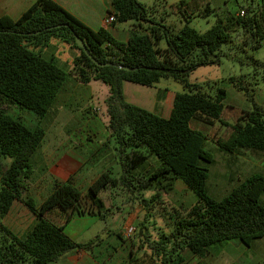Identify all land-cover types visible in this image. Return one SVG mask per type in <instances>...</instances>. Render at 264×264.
Masks as SVG:
<instances>
[{"label":"trees","instance_id":"trees-1","mask_svg":"<svg viewBox=\"0 0 264 264\" xmlns=\"http://www.w3.org/2000/svg\"><path fill=\"white\" fill-rule=\"evenodd\" d=\"M109 1L112 10L107 16L114 15L112 26L134 22L125 41H118L107 29L89 28L53 0H36L16 20L0 16V264H55L68 253L92 251L99 238L77 243L64 231L73 217L102 218L103 195L112 189L123 187L141 192L159 188L167 193L177 179L197 199L188 208L173 209L169 235L162 234L153 248L155 264H190L181 257L184 250L204 258L214 244L236 239L250 247L255 239L264 238V206L259 201L264 192V176L252 175L229 195L215 200L206 190L208 170L199 165V160L207 164L213 160L204 151L206 141L227 153L238 148L264 151V106L254 104L250 111L240 110L227 105L223 88L210 95L189 81L197 68L217 65L226 57L222 48L239 33L249 34V41H243V45L249 44L254 50L261 47L264 0H258L256 7H245L244 16H239V12L217 15L215 24L204 32L190 27V21L177 32L151 22L137 0ZM204 11L200 17L213 14L207 6ZM142 22L150 26L141 32L136 27L141 28ZM75 38L84 43L86 52L76 45ZM53 40L79 51L72 60L71 72L43 56ZM159 42L163 48L157 45ZM89 55L103 66L93 63ZM257 65L264 69L263 63ZM70 74L80 84L95 81L108 87L106 128L117 146L114 150L121 173L115 177L109 170L101 172L85 193L70 175L56 181L53 190L37 206L29 194L31 162L45 132L38 125L28 128L10 116L6 106L27 109L41 120ZM161 79L175 80L183 87L173 98L168 118L125 100L124 82L152 87ZM228 81L237 90H248L239 79ZM193 121L212 128L204 135L192 129ZM150 157L156 158L153 170L139 174ZM4 159L11 161L7 168ZM158 195L155 193L151 200ZM16 201L35 219L30 230L21 235L2 223ZM144 237L143 233L140 238Z\"/></svg>","mask_w":264,"mask_h":264},{"label":"rangeland","instance_id":"rangeland-1","mask_svg":"<svg viewBox=\"0 0 264 264\" xmlns=\"http://www.w3.org/2000/svg\"><path fill=\"white\" fill-rule=\"evenodd\" d=\"M137 1L145 7L148 15L146 17L149 21L161 23L173 32H177L183 24H186V21H190V27L199 32H204L215 24L218 18L217 15L237 14L250 5L256 7L258 2V0ZM206 6L213 11V14H210L211 16L208 18L200 17L199 14L205 12ZM141 24V28L136 27L141 32L147 30L150 26L146 22ZM248 36V33L243 35L239 33L231 44H227L222 48L226 57H222L217 65L197 68L190 75L189 81L192 84H198L202 91L210 95L216 93L218 88H223L227 93L225 100L227 105L250 111L254 104L264 106V69L257 65L258 63L264 64V41L259 49L254 50L249 44L243 45V41H249ZM157 45L164 47L162 42ZM78 55L79 51L74 47L55 40L51 41L43 52L45 59H50V56H53L56 63H58L56 65L66 72H71L72 60ZM69 77L71 80L63 85L46 117L41 120L27 109H22L16 105L6 106L7 113L13 118L20 120L30 129L38 125L45 132L43 145L37 149L31 162L33 174L30 184L33 186L32 192L37 202L50 190L53 181L64 179L67 170L74 168L71 163H69L68 168L65 167L69 159L76 160L78 156L87 158L86 164L82 166L81 177L79 178L82 181L81 188L83 190L87 189L85 178L87 180L95 179L104 167H107L106 169L111 172L112 176L118 177L121 173L114 150L117 146L106 128L108 116L105 100L108 97V87L95 81L83 85L74 78V75L70 74ZM230 78L243 81L246 85L245 88L248 90L236 89L237 91H233L234 84L228 81ZM122 87L123 96H125L128 103L159 116L161 114L157 112L156 106L158 105L160 92L167 95L183 91L182 85L172 79H161L152 87L129 82H124ZM233 98L234 101H232ZM192 127L198 129L204 135L208 134L212 128L199 121H194ZM98 147L103 148L94 154V150ZM203 148L204 151L211 154L213 160L209 164L199 160V165L208 170L206 190L208 195L215 200H220L229 195L246 177L255 174L264 176L261 167H247L245 165L242 168L244 162L241 159L234 163L235 168H242L240 173L237 174L238 169L233 170L231 167L233 165L229 161L231 158L230 153L210 141L204 142ZM155 159L150 157L139 174L146 175V171H152L156 165ZM59 160H61L60 163ZM95 161H97V164L93 165ZM5 162L10 161L6 159ZM172 187L173 190L168 194H165L159 188L141 192L137 190L128 191L123 187L116 190L112 189L113 191L103 195V220L92 217L79 218L67 226V231L71 232L73 228L83 230L81 235L77 237V242H86L97 238L102 239V241H109L113 238L116 241L112 237L114 236L112 233L115 234V230L123 231L128 221H130V224L135 228L132 236L135 237V248L140 250L141 255L144 253L153 255L152 252L156 242L158 243L162 234L169 235L171 231L169 223L172 221L175 212L173 209H178L179 206L188 208L197 199L195 193L183 184L173 182ZM155 193H159L158 198L151 200ZM143 200L146 202L144 203ZM259 201L264 206V192L260 195ZM138 208L141 209L138 210ZM140 213L141 215H139ZM141 223L145 226L146 236L139 241V237L136 236L139 229L142 228ZM110 234L111 236H109ZM232 242L241 245V254H244L249 260L251 259V264L264 262V238L255 239L250 247H245L238 240ZM233 253L234 251L231 250L224 255L214 254L213 258L218 264H240L241 258L236 262L238 254H236L237 252ZM188 254H190L189 251L183 253L181 255L182 259L187 260Z\"/></svg>","mask_w":264,"mask_h":264},{"label":"crops","instance_id":"crops-1","mask_svg":"<svg viewBox=\"0 0 264 264\" xmlns=\"http://www.w3.org/2000/svg\"><path fill=\"white\" fill-rule=\"evenodd\" d=\"M35 1L36 0H0V16L6 15V16H9L10 19L16 20L30 6H32ZM53 1L57 3L58 5H60L62 8H64L65 10H67L68 12H70L71 14H73V16L77 20H79L80 22L88 26L89 28L93 30H97V31L101 28L107 29L116 39H118V41L127 40V38H129L131 35V30L134 29V22L116 24L114 26L104 25L103 21H104L105 16H107L108 11L112 10V5L109 0H53ZM50 59H52L55 62V64H58L56 63L53 56H50ZM68 80H71V78L68 77L67 81ZM67 81H65V83ZM122 91H123V87H122ZM233 91H237L235 87L233 88ZM175 94L176 93H169L165 95V94H161L160 92L158 101H157L158 105L156 106V108H157V112L161 114L160 116L162 118L169 117L170 111L173 105V98ZM232 101H234V98L232 99ZM263 104H264V101H263ZM192 123H191V126H192ZM192 129L194 128L192 127ZM195 130H198V129H195ZM43 142H42V145H43ZM101 148L103 147L96 148V150H94L93 153L95 154ZM230 155H231V158L229 159V161L233 165L231 166L233 170L238 169V168H235L234 163H236L239 159H241L244 162V166L242 168H244L245 165H247V167L257 166V167H261L264 171V151L249 150L248 148H238L233 153H230ZM5 161L6 160L4 159V164H5L4 168H7L10 165L11 161L9 160L10 162L8 163ZM60 162L61 160H59V163ZM86 162H87V158L82 157V156L81 157L78 156V159L76 160L69 159L66 165L64 164L65 167L68 168L69 163H71V166H74V168L73 169L70 168L69 170H67L66 177L62 179V180H66L68 179L70 175L73 176L76 186L81 189L82 193H85L86 191H88V188L91 182L94 181L99 176L98 175L95 179L91 178L87 180V178H85L87 189L83 190L81 188L82 181L79 178L81 177L80 173L82 172L81 170L82 166H84ZM96 164H97V161H95L93 165H96ZM106 168L107 167L102 168L98 174H100L101 172L105 170H108ZM242 168H239L236 171L238 172L237 174L240 173ZM229 178L231 179V177ZM56 181H61V180L53 181L52 187L50 188V190L46 192L45 196L39 202H37L36 197L32 192L33 186L30 184L29 194L33 198L37 206H39L43 202L45 197L48 195V193H50L51 190H53ZM174 183L181 184V185L183 184L180 179L175 180ZM172 190H173V187L171 190H169L165 194L170 193V191ZM102 208L104 209V204ZM103 209L101 211L102 218L92 217V216H87V215L80 216V217L78 216L73 217L64 226V231L66 232V234L69 236L71 240H73L74 242H77L76 239L77 237H79V235H81V232L83 230L82 229L78 230V228L76 229L73 228V231L68 232L67 226L69 224H72L76 219L84 218V217H92L98 220H103L104 219ZM140 209L138 208V210ZM139 215H141V213ZM2 223L9 230L16 232L18 235H21V234L27 233L30 230V228L35 224V219L33 215L29 213V211L26 209V207L21 202L16 201L13 203L10 212H8V214L2 219ZM130 223L131 222L128 221L124 230L127 227L132 226ZM141 226L142 228H140L138 231L139 236H136V237H139L140 239L139 241H141L142 238L140 237L142 236L143 233L146 236L145 226L143 225V223H141ZM124 230L121 232L115 230V234L112 233L114 235L112 237H114L116 241H114L113 238L110 239L109 241L108 240L102 241V239H100V241L98 242V244L95 246V248L92 251H79V252H73L70 254L68 253L64 255L63 257H61L60 261L55 264H155L156 258L154 257V255L148 254V253H144L143 255H141L140 250L135 248L136 243H135V237H132L133 235L128 239L123 238ZM109 236H111V234ZM234 240H229L226 242L223 241L216 245L211 246L208 249V255L205 258H201L189 252L190 254H188L187 260L185 261H187L190 264H218L213 258V255L214 254L224 255L225 253L230 252L232 250V252L234 251L233 254H235V252H237L236 254H238V258L236 259V262L238 259L241 258L240 264H251L250 263L251 259L249 260V258L245 257L244 254H241V245L236 242H232ZM77 243H85V242H77ZM186 251L187 250H184L183 252H181V255L183 253H186ZM262 262L261 263L259 262L258 264H264V262L263 263Z\"/></svg>","mask_w":264,"mask_h":264},{"label":"built area","instance_id":"built-area-1","mask_svg":"<svg viewBox=\"0 0 264 264\" xmlns=\"http://www.w3.org/2000/svg\"><path fill=\"white\" fill-rule=\"evenodd\" d=\"M239 16H244L245 12L242 10L238 14ZM114 22V15L105 16L104 18V25L110 26ZM135 232V228L132 226L127 227L123 232V238L128 239L130 238Z\"/></svg>","mask_w":264,"mask_h":264},{"label":"water","instance_id":"water-1","mask_svg":"<svg viewBox=\"0 0 264 264\" xmlns=\"http://www.w3.org/2000/svg\"><path fill=\"white\" fill-rule=\"evenodd\" d=\"M75 42H76V45H77L79 48H81L84 52H86V47H85L84 43H83L81 40H79L78 38H75ZM89 57H90V60H91L93 63H95L97 66H99V67L103 66V65L97 63L96 60H95L91 55H89ZM117 66H118V65H117ZM118 68L128 70V68H125V67H120V66H118Z\"/></svg>","mask_w":264,"mask_h":264}]
</instances>
